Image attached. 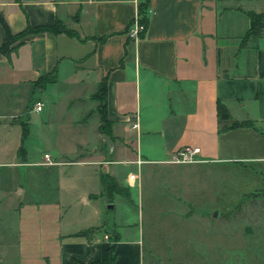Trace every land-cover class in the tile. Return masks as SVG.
<instances>
[{
	"label": "crops",
	"instance_id": "obj_1",
	"mask_svg": "<svg viewBox=\"0 0 264 264\" xmlns=\"http://www.w3.org/2000/svg\"><path fill=\"white\" fill-rule=\"evenodd\" d=\"M142 1L0 0L13 35L55 22L75 34L29 32L0 53V264H90L110 243L111 264H152L138 229L81 213L102 172L131 184L113 164L161 163L188 145L202 160L192 164L264 165V29L245 35L264 0H148L131 39ZM101 79L113 158L91 98ZM217 101L252 125L217 132Z\"/></svg>",
	"mask_w": 264,
	"mask_h": 264
},
{
	"label": "rangeland",
	"instance_id": "obj_2",
	"mask_svg": "<svg viewBox=\"0 0 264 264\" xmlns=\"http://www.w3.org/2000/svg\"><path fill=\"white\" fill-rule=\"evenodd\" d=\"M110 168L123 183L134 174L130 185L119 186L126 197L103 190L100 182L99 194L80 206L81 213L98 217L110 230L113 223L129 233L138 229L152 264H264V165L155 162ZM87 188L95 190L91 179Z\"/></svg>",
	"mask_w": 264,
	"mask_h": 264
},
{
	"label": "trees",
	"instance_id": "obj_3",
	"mask_svg": "<svg viewBox=\"0 0 264 264\" xmlns=\"http://www.w3.org/2000/svg\"><path fill=\"white\" fill-rule=\"evenodd\" d=\"M147 1L148 0H143L141 3L137 5V13L139 16V22L143 24L144 27H146V23H147V18L145 14V10L147 7ZM248 17H249V27L245 35L256 36L259 34V32L262 29H264V22L261 21L262 15L249 13ZM0 24L4 31V37H3L2 42L0 43V53H3V54L8 52L9 50L8 46L12 42H14L18 38H20L21 36L29 32H38V31H50L53 33L64 32L65 34L69 36H75L74 32L64 28L61 24L57 22H55L52 26L27 27L23 31L17 34H14V35L9 32L7 25L5 23V20L3 19L1 14H0ZM40 78L44 80L49 79V77H46V76H41ZM104 94H105V80L101 79V81L99 82L97 86L96 91L91 95V98L97 101L96 109H97L98 121H99L97 129L101 134H104L109 137L110 122L106 117ZM215 109H216V119H217V132H222V131H225L231 128L252 125V123L248 120H241V121L230 120L226 108L219 101L216 102ZM24 131L25 130L23 128V133ZM109 140L111 141L110 137H109ZM100 182L102 184L103 190H106L109 193H118L121 196L126 197V194L121 191L120 187L117 185V183L114 180L106 179L104 176L101 175ZM90 230L91 229L79 230L78 232L75 233V235L85 236L87 232H89ZM114 257L115 256H114V251H113V244L110 243L107 246L106 258L103 260L92 262L90 264H111L114 260Z\"/></svg>",
	"mask_w": 264,
	"mask_h": 264
},
{
	"label": "built area",
	"instance_id": "obj_4",
	"mask_svg": "<svg viewBox=\"0 0 264 264\" xmlns=\"http://www.w3.org/2000/svg\"><path fill=\"white\" fill-rule=\"evenodd\" d=\"M145 27L143 24L139 22V16L138 14L131 20L129 23V26L127 28V36L131 39H138L140 34L144 31ZM34 110H40L41 103L39 101H35L33 104ZM136 124H132V127H135ZM199 154V148L197 146H182L170 153L167 159L161 161V163L165 164H186V163H197L201 162L202 160L198 156ZM43 158L46 163H51L49 156L47 154H43ZM135 164H141L144 161H141L139 159H135L133 161ZM129 179L134 178V174L130 173L128 175Z\"/></svg>",
	"mask_w": 264,
	"mask_h": 264
},
{
	"label": "water",
	"instance_id": "obj_5",
	"mask_svg": "<svg viewBox=\"0 0 264 264\" xmlns=\"http://www.w3.org/2000/svg\"><path fill=\"white\" fill-rule=\"evenodd\" d=\"M102 137H103L104 141L109 145V148L111 149V142H110L109 138L106 135H103Z\"/></svg>",
	"mask_w": 264,
	"mask_h": 264
}]
</instances>
